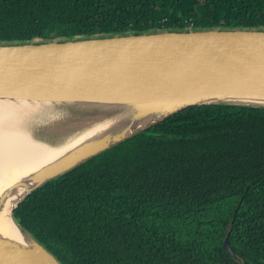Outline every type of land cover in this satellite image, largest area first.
Wrapping results in <instances>:
<instances>
[{
    "label": "trees",
    "instance_id": "obj_1",
    "mask_svg": "<svg viewBox=\"0 0 264 264\" xmlns=\"http://www.w3.org/2000/svg\"><path fill=\"white\" fill-rule=\"evenodd\" d=\"M204 29H264V0H0V44ZM14 216L64 264H264V107H190Z\"/></svg>",
    "mask_w": 264,
    "mask_h": 264
},
{
    "label": "water",
    "instance_id": "obj_2",
    "mask_svg": "<svg viewBox=\"0 0 264 264\" xmlns=\"http://www.w3.org/2000/svg\"><path fill=\"white\" fill-rule=\"evenodd\" d=\"M0 101L33 104L22 111L26 129L49 117L66 132L96 127L0 194V212L13 204L23 234L18 240L0 233V264H64L17 221L20 204L49 182L190 107H264V29L0 44ZM224 247L237 259L228 240Z\"/></svg>",
    "mask_w": 264,
    "mask_h": 264
},
{
    "label": "bare ground",
    "instance_id": "obj_3",
    "mask_svg": "<svg viewBox=\"0 0 264 264\" xmlns=\"http://www.w3.org/2000/svg\"><path fill=\"white\" fill-rule=\"evenodd\" d=\"M32 105L0 101V194L96 129H72L64 135L35 136L33 131L22 126V111L30 110ZM5 206L0 212V233L23 240L12 215L14 205Z\"/></svg>",
    "mask_w": 264,
    "mask_h": 264
},
{
    "label": "rangeland",
    "instance_id": "obj_4",
    "mask_svg": "<svg viewBox=\"0 0 264 264\" xmlns=\"http://www.w3.org/2000/svg\"><path fill=\"white\" fill-rule=\"evenodd\" d=\"M47 116H53V115L49 114ZM50 122H54L55 126H53L51 128L42 127V126L48 125V123H50ZM57 122H58V120L56 118L49 117L47 121L45 119L43 120V122L41 123V126H34V127H31L30 129L33 128L32 130L36 134H41V133L45 132L47 135L48 134H52V135H62L63 134L64 135L66 133L65 130H67V129L64 127H59L60 123L57 124Z\"/></svg>",
    "mask_w": 264,
    "mask_h": 264
}]
</instances>
